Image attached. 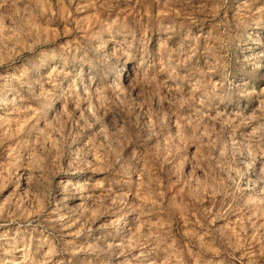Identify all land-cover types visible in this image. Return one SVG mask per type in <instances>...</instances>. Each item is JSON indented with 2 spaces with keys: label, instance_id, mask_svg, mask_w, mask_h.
I'll return each mask as SVG.
<instances>
[{
  "label": "rangeland",
  "instance_id": "obj_1",
  "mask_svg": "<svg viewBox=\"0 0 264 264\" xmlns=\"http://www.w3.org/2000/svg\"><path fill=\"white\" fill-rule=\"evenodd\" d=\"M0 264H264V0H0Z\"/></svg>",
  "mask_w": 264,
  "mask_h": 264
},
{
  "label": "clouds",
  "instance_id": "obj_2",
  "mask_svg": "<svg viewBox=\"0 0 264 264\" xmlns=\"http://www.w3.org/2000/svg\"><path fill=\"white\" fill-rule=\"evenodd\" d=\"M123 47L119 49L120 56H125L127 59L124 61L125 67L127 69V77L133 83L129 85V89L135 86H148L155 84V76L150 74V69H155L156 65L150 63L149 59L152 55V50L148 48L145 44L141 43L140 40L134 34H126L124 40L122 41ZM120 56H117L116 59L119 60ZM173 58L171 54L164 61L165 65L168 68H171L175 71L176 65L172 62ZM112 64V59L106 53H101L99 57L98 72L103 73L110 71V66ZM183 61L179 62V65L182 66ZM124 73L122 72L121 75ZM206 75V74H205ZM171 78V77H170ZM217 94L216 88H207L202 92L205 100L213 98ZM164 119L160 118L153 123L145 122L144 127L149 130L150 133H154L155 129L162 126ZM150 138V137H149ZM107 139V138H106ZM138 136L128 135L124 141H116L117 145L123 144H134L137 143ZM103 147L108 151L112 152L113 149L109 143H105ZM113 163H118V159L113 161Z\"/></svg>",
  "mask_w": 264,
  "mask_h": 264
}]
</instances>
